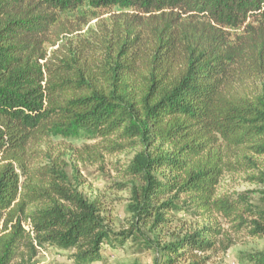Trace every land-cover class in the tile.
I'll return each instance as SVG.
<instances>
[{
    "label": "trees",
    "instance_id": "obj_1",
    "mask_svg": "<svg viewBox=\"0 0 264 264\" xmlns=\"http://www.w3.org/2000/svg\"><path fill=\"white\" fill-rule=\"evenodd\" d=\"M84 6L119 10L104 53L52 60L64 15ZM51 135L136 151L122 185L127 229L112 230L98 199L57 185L64 173L37 162L35 148ZM256 157L264 0H0V264H20L35 243L96 264L104 245L129 240L157 264H209L231 246L214 214L264 238V199L217 196L225 170L243 162L264 185ZM185 216L210 223L194 228ZM242 259L264 264V250Z\"/></svg>",
    "mask_w": 264,
    "mask_h": 264
},
{
    "label": "rangeland",
    "instance_id": "obj_2",
    "mask_svg": "<svg viewBox=\"0 0 264 264\" xmlns=\"http://www.w3.org/2000/svg\"><path fill=\"white\" fill-rule=\"evenodd\" d=\"M115 13H119L116 8L111 11L84 6L65 14L62 25L55 34L54 44L48 46L51 59L57 61L65 55H102L113 29ZM245 84L249 86L251 82ZM98 144L99 141L94 140L51 135L35 148L33 154L41 165L54 164L64 173L66 181L60 176L53 178L57 185L63 182V186L90 199H98L103 205L106 223L112 230L119 232L129 225L130 192L122 188V185L129 182L126 169L136 151L113 154L103 151ZM256 159L260 163L259 169L264 171V157ZM243 163H235L236 169L225 170L217 196H225L230 200L246 199L252 205H261L264 185L253 181L260 176V172L255 171L251 164ZM209 219L216 221L223 231L221 240L224 245H231L226 252L216 254L209 264H253L248 259H242V255L264 250V238L251 236L249 229L239 230L236 222L221 215L214 214ZM182 220V223L194 228L205 222L210 223L190 216H185ZM22 225L30 231L26 222ZM34 247V254L31 250H23V256L18 259L20 264H76L72 258L73 251L39 246L37 243ZM102 252L103 261L96 264H157V255L153 250L142 252L131 240L121 249L104 245Z\"/></svg>",
    "mask_w": 264,
    "mask_h": 264
}]
</instances>
